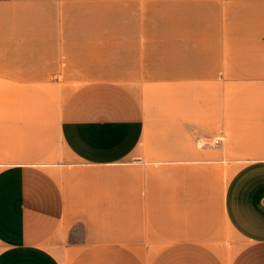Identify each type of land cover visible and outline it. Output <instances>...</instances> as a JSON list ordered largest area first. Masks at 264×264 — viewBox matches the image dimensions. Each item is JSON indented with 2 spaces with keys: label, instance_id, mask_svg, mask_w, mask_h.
I'll list each match as a JSON object with an SVG mask.
<instances>
[{
  "label": "crops",
  "instance_id": "obj_1",
  "mask_svg": "<svg viewBox=\"0 0 264 264\" xmlns=\"http://www.w3.org/2000/svg\"><path fill=\"white\" fill-rule=\"evenodd\" d=\"M0 264H264V0H0Z\"/></svg>",
  "mask_w": 264,
  "mask_h": 264
},
{
  "label": "built area",
  "instance_id": "obj_2",
  "mask_svg": "<svg viewBox=\"0 0 264 264\" xmlns=\"http://www.w3.org/2000/svg\"><path fill=\"white\" fill-rule=\"evenodd\" d=\"M221 142H222V138H217V139L211 141L210 143H203V142L199 141L197 144L199 146L215 147V146L219 145Z\"/></svg>",
  "mask_w": 264,
  "mask_h": 264
},
{
  "label": "rangeland",
  "instance_id": "obj_3",
  "mask_svg": "<svg viewBox=\"0 0 264 264\" xmlns=\"http://www.w3.org/2000/svg\"><path fill=\"white\" fill-rule=\"evenodd\" d=\"M211 142V141H210ZM210 142H207V143H210Z\"/></svg>",
  "mask_w": 264,
  "mask_h": 264
}]
</instances>
